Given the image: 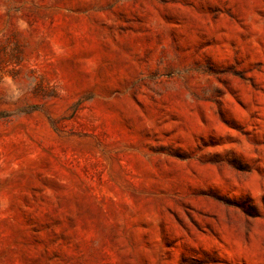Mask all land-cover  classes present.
Segmentation results:
<instances>
[{"label": "rangeland", "instance_id": "rangeland-1", "mask_svg": "<svg viewBox=\"0 0 264 264\" xmlns=\"http://www.w3.org/2000/svg\"><path fill=\"white\" fill-rule=\"evenodd\" d=\"M0 264H264V0H0Z\"/></svg>", "mask_w": 264, "mask_h": 264}]
</instances>
